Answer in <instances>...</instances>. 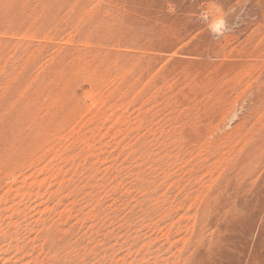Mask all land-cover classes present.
<instances>
[{
    "label": "rangeland",
    "instance_id": "374dc122",
    "mask_svg": "<svg viewBox=\"0 0 264 264\" xmlns=\"http://www.w3.org/2000/svg\"><path fill=\"white\" fill-rule=\"evenodd\" d=\"M0 264H264V0H0Z\"/></svg>",
    "mask_w": 264,
    "mask_h": 264
}]
</instances>
